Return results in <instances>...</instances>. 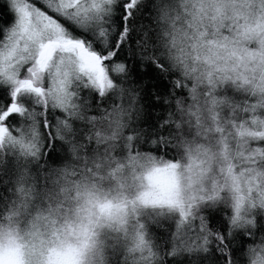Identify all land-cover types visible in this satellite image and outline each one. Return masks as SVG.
Returning a JSON list of instances; mask_svg holds the SVG:
<instances>
[{"label": "snow or ice", "instance_id": "obj_1", "mask_svg": "<svg viewBox=\"0 0 264 264\" xmlns=\"http://www.w3.org/2000/svg\"><path fill=\"white\" fill-rule=\"evenodd\" d=\"M208 3L0 0V213L101 148L135 160L117 234L47 264H264V32L199 31ZM8 239L0 264H29Z\"/></svg>", "mask_w": 264, "mask_h": 264}, {"label": "clouds", "instance_id": "obj_2", "mask_svg": "<svg viewBox=\"0 0 264 264\" xmlns=\"http://www.w3.org/2000/svg\"><path fill=\"white\" fill-rule=\"evenodd\" d=\"M260 4L261 0H209L207 18L199 31L223 36L229 31L235 32L239 24L259 26L264 32V9ZM217 7L221 10L219 15L215 11ZM248 43L259 47L255 37ZM110 156L111 159L106 160L101 148L95 159L82 157L67 172L60 166L51 176L46 173L35 195L23 189L15 191L13 186L9 195L10 210L0 213V243H9L11 236L16 243L25 246L29 264H47L50 252L56 257L53 249L63 256H74V250L62 247L59 242H74L77 232L85 228L96 233L98 239L106 233L116 235L115 219L126 216L131 210L133 197L128 185L135 160L118 157L114 152ZM4 159L0 155V164ZM97 163L100 169L96 168ZM89 167L93 168L92 173ZM12 200H18L16 207L11 206ZM124 255L123 245L118 259L108 247L104 253L105 264H119Z\"/></svg>", "mask_w": 264, "mask_h": 264}, {"label": "trees", "instance_id": "obj_3", "mask_svg": "<svg viewBox=\"0 0 264 264\" xmlns=\"http://www.w3.org/2000/svg\"><path fill=\"white\" fill-rule=\"evenodd\" d=\"M4 19V14L0 13V20ZM8 158L6 157V160ZM10 171L9 168L6 165H0V177L3 178L4 181H7L10 178ZM0 189H2L3 191H6V187L3 184H0ZM2 194V193H0Z\"/></svg>", "mask_w": 264, "mask_h": 264}]
</instances>
